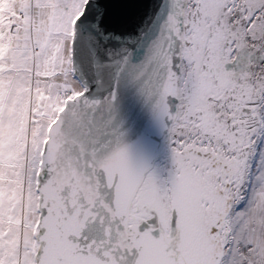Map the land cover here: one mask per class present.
I'll list each match as a JSON object with an SVG mask.
<instances>
[{
  "label": "snow or ice",
  "instance_id": "obj_1",
  "mask_svg": "<svg viewBox=\"0 0 264 264\" xmlns=\"http://www.w3.org/2000/svg\"><path fill=\"white\" fill-rule=\"evenodd\" d=\"M0 264H264V0H0Z\"/></svg>",
  "mask_w": 264,
  "mask_h": 264
}]
</instances>
